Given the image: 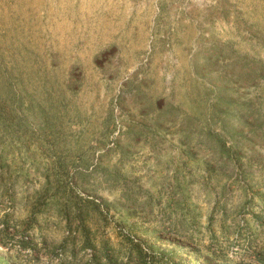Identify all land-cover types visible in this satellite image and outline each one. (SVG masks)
<instances>
[{
  "label": "rangeland",
  "instance_id": "374dc122",
  "mask_svg": "<svg viewBox=\"0 0 264 264\" xmlns=\"http://www.w3.org/2000/svg\"><path fill=\"white\" fill-rule=\"evenodd\" d=\"M94 255L264 264V0H0V264Z\"/></svg>",
  "mask_w": 264,
  "mask_h": 264
},
{
  "label": "trees",
  "instance_id": "16d2710c",
  "mask_svg": "<svg viewBox=\"0 0 264 264\" xmlns=\"http://www.w3.org/2000/svg\"><path fill=\"white\" fill-rule=\"evenodd\" d=\"M90 247L93 248L92 245ZM105 256H106V258H108L107 257V254ZM85 264H101V260H100L99 257H97L96 255H94L91 259L87 260Z\"/></svg>",
  "mask_w": 264,
  "mask_h": 264
}]
</instances>
